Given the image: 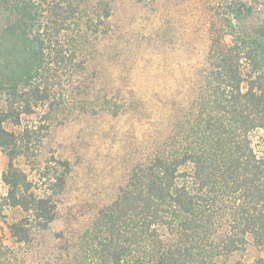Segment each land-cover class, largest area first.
Returning <instances> with one entry per match:
<instances>
[{"label":"trees","instance_id":"16d2710c","mask_svg":"<svg viewBox=\"0 0 264 264\" xmlns=\"http://www.w3.org/2000/svg\"><path fill=\"white\" fill-rule=\"evenodd\" d=\"M201 3L210 12V46L198 110H183L162 150L131 170L69 264H229L250 239L264 250V155L253 145L264 130V0ZM98 12L90 19L83 0H0V151L9 159L0 217L6 209L21 213L7 224L18 245L54 222L64 181L44 166L40 192L15 165L31 158L48 129L23 126L22 117L42 107L45 118L75 109L118 115L124 108L102 97L91 102L84 80L88 35L107 32L112 11L102 1ZM4 250L0 245V264H10Z\"/></svg>","mask_w":264,"mask_h":264},{"label":"rangeland","instance_id":"374dc122","mask_svg":"<svg viewBox=\"0 0 264 264\" xmlns=\"http://www.w3.org/2000/svg\"><path fill=\"white\" fill-rule=\"evenodd\" d=\"M102 1L110 5L111 17L107 32L88 35L84 80L91 102L102 97L124 108L118 115L75 109L45 118L48 110L42 107L22 117L23 126L43 124L48 129L31 158H18L15 165L40 192L46 186L39 172L48 165L51 177L64 174L63 189L54 198V222L46 230L36 229L30 244L15 243L8 229L21 213L4 211L0 245L6 254L10 251L3 262L69 264L81 257L86 232L102 209L119 198L131 170L162 150L168 135L178 130L183 110L199 108L210 46V12L201 0H83L90 19L97 18ZM7 127L17 132L22 128ZM253 145L264 155V130L253 135ZM8 163L0 151L1 197L7 193L1 178ZM260 259L264 264V250L250 239L228 263Z\"/></svg>","mask_w":264,"mask_h":264}]
</instances>
